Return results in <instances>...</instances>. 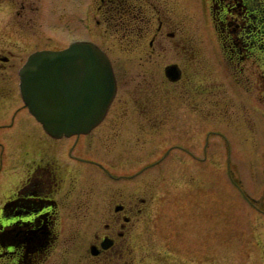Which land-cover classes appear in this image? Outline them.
Returning a JSON list of instances; mask_svg holds the SVG:
<instances>
[{
  "label": "rangeland",
  "instance_id": "rangeland-1",
  "mask_svg": "<svg viewBox=\"0 0 264 264\" xmlns=\"http://www.w3.org/2000/svg\"><path fill=\"white\" fill-rule=\"evenodd\" d=\"M85 1L0 0V48L23 58L36 48L67 42L74 35L70 29L74 14L77 9L79 16L83 14ZM196 3L202 31L193 24L187 36L188 40L194 37L197 45L190 50L202 61L189 65L187 72L196 70L192 85L187 80L167 84L160 72L153 75L158 83L144 85L140 94L131 97L125 94L131 79L121 80L113 113L80 136L74 158L64 165L76 185L69 204H73L70 219L75 226L71 231L79 230L77 237L83 234L85 222L93 225L89 238L93 230L102 228L103 213L98 209L113 194L122 190L149 199L146 209L134 215L136 228L127 248L111 255L109 264H264V32L256 30L263 20L253 7L238 32L230 23L232 45H225L227 37L213 25L210 0ZM112 38L108 44H117ZM254 39L256 45L250 43ZM108 50L120 60L122 48ZM245 54L250 56L241 59ZM180 87L184 96L179 95ZM143 106H148V113L150 108L149 116L141 113ZM30 120L14 133L0 130V167L5 178L10 162H25L44 150L40 148L44 139L30 142V132L36 130ZM150 122L153 127H147ZM73 141L70 136L61 139L67 149ZM173 143L186 144L202 156L206 151L207 158L196 163L180 151L168 158ZM163 155L167 158L155 164ZM140 172L141 177L130 183L115 181ZM7 188L6 181L3 189ZM90 200L95 208L89 211ZM88 240L84 246L91 252ZM71 247L64 245L61 252L69 255L52 256L46 264L52 260L81 264L82 250L75 244Z\"/></svg>",
  "mask_w": 264,
  "mask_h": 264
},
{
  "label": "flooded vegetation",
  "instance_id": "flooded-vegetation-1",
  "mask_svg": "<svg viewBox=\"0 0 264 264\" xmlns=\"http://www.w3.org/2000/svg\"><path fill=\"white\" fill-rule=\"evenodd\" d=\"M254 2L255 0H210L211 19L215 28L220 31V36L224 39L227 37L225 45L231 44L228 38L234 34L228 28L230 23H235V31L238 32L241 26L243 27L244 17H249ZM262 2L264 3V0ZM83 4V14L79 16L76 6L74 19L71 21L70 29L74 35L67 42L51 49L66 48L74 40L87 39L96 42L107 52L116 76V95L103 121L113 113L112 107L123 79H131L125 91V94L131 97L140 94L144 85L158 83L153 77L160 72L165 75L162 80L167 84H183L182 82L187 80L192 85L196 70L187 72L189 65L202 61L196 51L191 53L190 48L194 47V44L197 45L194 37L188 40L187 36L189 27L193 24H196L195 30L202 31L200 11L195 0H86ZM61 23V26L66 25L65 22ZM226 28L228 34L223 33ZM79 30L82 34H79ZM111 37L116 39L117 44H108ZM187 41L191 44H186ZM244 44L247 45V42ZM108 48H122L120 60L114 58ZM138 48L141 49L137 50ZM136 51L140 53L137 54ZM12 53L11 50L0 48V130L4 134L8 131L14 133L31 119L36 130H26L27 137L30 132L31 143L44 139L40 145L44 150L25 162H10V172L6 178L0 167V264H46L52 256L69 255L61 252L62 247L66 245L72 248L71 245L74 244L80 247L79 251L82 250L80 254L78 252L81 264H109L107 261L111 255L127 248L128 239L136 228L134 215L146 209L149 199L143 195H127L119 188V195L113 194L114 197L106 198L105 204L98 209L103 213L104 219L99 231L93 230L92 237L89 238L93 225L87 226L86 222L81 224L83 234L79 237V230L71 231L75 226L71 225L70 209L73 204H69V200L76 185L72 172H66L64 165H67V159L74 158L73 148L80 136L89 133L71 136L74 141L68 149L61 142L64 137L56 138L47 133L28 111L20 92L19 70L30 53L23 58H16ZM249 56L245 54V57L240 58ZM169 69H175L176 75L168 73ZM16 71L19 79H16ZM183 91V87H180V96H184ZM140 111L145 116H149L151 112L149 108L148 113V106H143ZM115 113L118 111L115 110ZM118 116L121 117L120 114ZM165 116L168 117L167 114ZM113 118L114 115L111 120ZM160 120L157 118L158 122ZM153 123L150 122L147 127H153ZM114 126L112 123L113 128ZM29 150L31 151L32 147ZM174 151L186 153L188 158L196 163H203L207 158L206 151L202 156L199 151L182 143H173L170 146L167 150L168 158L173 156ZM167 156L163 155L154 163L162 162ZM142 173H137L134 177L120 176L115 178V181L131 182L141 177ZM6 181L8 188L5 190L3 186ZM239 185L238 188L241 187ZM87 205L89 211L91 207L95 208L91 200ZM63 231L66 234H63ZM98 238H101L99 243L96 242ZM104 238L111 241L107 248L102 246ZM85 240H88L89 246L96 245V254L89 252L84 246ZM50 264L57 262L52 260Z\"/></svg>",
  "mask_w": 264,
  "mask_h": 264
},
{
  "label": "water",
  "instance_id": "water-1",
  "mask_svg": "<svg viewBox=\"0 0 264 264\" xmlns=\"http://www.w3.org/2000/svg\"><path fill=\"white\" fill-rule=\"evenodd\" d=\"M168 73L176 75L175 69ZM29 111L54 137L90 132L107 113L116 79L106 53L79 40L64 49L32 52L20 69Z\"/></svg>",
  "mask_w": 264,
  "mask_h": 264
},
{
  "label": "trees",
  "instance_id": "trees-1",
  "mask_svg": "<svg viewBox=\"0 0 264 264\" xmlns=\"http://www.w3.org/2000/svg\"><path fill=\"white\" fill-rule=\"evenodd\" d=\"M257 1V0H256ZM259 4H261L262 6H260ZM263 2H260L259 1V3H258V1H257V4L255 5V6H253L254 8H255V12H257V14L259 15V17L263 20L262 22L263 23H261L260 25H257V29L256 30H260V31H262V32H264V13H263V11H264V6H263ZM252 10V9H251ZM250 14L252 15L253 13H252V11L250 12ZM263 27V28H262ZM250 43H252V45H256L255 44V39L253 40V42L252 41H250ZM260 43L259 42H257V45H259ZM262 48H264V45H262Z\"/></svg>",
  "mask_w": 264,
  "mask_h": 264
}]
</instances>
